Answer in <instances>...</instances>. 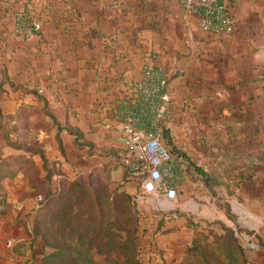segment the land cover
Listing matches in <instances>:
<instances>
[{
  "label": "crops",
  "instance_id": "1",
  "mask_svg": "<svg viewBox=\"0 0 264 264\" xmlns=\"http://www.w3.org/2000/svg\"><path fill=\"white\" fill-rule=\"evenodd\" d=\"M182 1L0 0V115L11 117L10 140L30 148L10 151L0 128V160L21 154L42 180L52 163L66 176L101 174L111 191L135 194L136 183L114 160L124 150L118 116L153 56L169 77L173 103L162 140L183 157L174 170L176 200L197 207L192 222L230 228L221 205L234 201L235 222L254 227L264 211V0H223L235 21L227 36L200 31ZM17 12L41 23L28 41L12 34ZM24 171L0 179V264L32 258L23 221L35 187ZM43 182L46 188L50 177ZM160 205L158 220L138 238L147 243L138 248L142 264H175L191 240L185 218ZM12 238L18 243L9 249Z\"/></svg>",
  "mask_w": 264,
  "mask_h": 264
},
{
  "label": "trees",
  "instance_id": "2",
  "mask_svg": "<svg viewBox=\"0 0 264 264\" xmlns=\"http://www.w3.org/2000/svg\"><path fill=\"white\" fill-rule=\"evenodd\" d=\"M124 104L121 113L118 112L120 121L128 112L142 106L140 100L131 95L126 96ZM140 118L146 124L147 114L140 115ZM163 136L168 139L167 129L163 128ZM24 148L25 151L30 149ZM21 158L0 160V179L12 177L16 170L24 168V161L20 163ZM258 160L264 163L263 155ZM45 179L49 181L47 175ZM89 181L101 183L104 191L96 193L80 181H71L72 188L60 194L51 205L50 221L46 220L44 232L40 235L50 251L33 264H142L137 245V219L133 206L128 204L129 194L119 190L108 192L107 185L99 175L89 177ZM73 187L78 189L73 192ZM49 194L48 191L43 196L45 202ZM33 231L35 235L40 233L36 225ZM191 243L181 264H246L232 231L228 229L223 238H217L213 243L201 245L194 238Z\"/></svg>",
  "mask_w": 264,
  "mask_h": 264
},
{
  "label": "built area",
  "instance_id": "3",
  "mask_svg": "<svg viewBox=\"0 0 264 264\" xmlns=\"http://www.w3.org/2000/svg\"><path fill=\"white\" fill-rule=\"evenodd\" d=\"M185 16H193L197 27L205 33L227 36L233 33L235 21L228 5L223 0H183ZM117 8L113 1L108 11ZM14 37L28 41L41 30L39 20H32L23 12L13 15ZM183 73L179 69L178 74ZM259 79L264 84V64L259 70ZM129 95L139 99L140 109L128 112L120 123L124 150L117 153L114 160L125 170L141 192L154 195L169 204L176 200L174 170L178 164L182 168L183 157L172 154L162 140L165 123L172 115V97L167 73L156 63L153 56L145 59L141 66V77L128 87ZM146 124L140 115H146ZM148 124V126H146ZM264 187V180H263ZM257 224L245 231H233L241 248L247 252H258L264 248V211L256 217ZM13 241H7L6 247L12 249Z\"/></svg>",
  "mask_w": 264,
  "mask_h": 264
},
{
  "label": "rangeland",
  "instance_id": "4",
  "mask_svg": "<svg viewBox=\"0 0 264 264\" xmlns=\"http://www.w3.org/2000/svg\"><path fill=\"white\" fill-rule=\"evenodd\" d=\"M7 120H11L10 116H2L0 115V128L3 132V138H4V142L6 144V146H8L9 150H24L26 147L27 148V144H26V140H22V142H17V141H11L9 134H8V130H10L11 128L8 127L6 128V124H7ZM25 151V150H24ZM19 159L23 156H21V154H9L7 156V158L4 159H11V158H15ZM25 158V157H24ZM21 158L22 161H20V163H23V167L25 169V173H23L24 175H27L28 178H31L33 180V187H35L34 189V205L31 211L27 212V214L24 217V221H23V225L25 227V233H27L28 236V242L27 245L29 246V250L33 251L32 252V256L33 258L31 259V261L25 263V264H33L35 263V261L37 260V258H40L42 255L48 253L50 251L49 247H45L44 245V241L43 239H41V236L44 232V226L47 224L46 220L49 222L50 221V210L53 209L51 205H53L57 200V197L59 198L60 194L64 193V192H68L70 188H72V186H70V182L71 181H80L82 183H84L88 189H90L91 191H94L96 193H101L104 191V185H102L101 183H92L89 181V177L84 176V175H80L79 173H73L70 174L69 176L63 175V173H61L60 168L58 167V165H55L54 163H52V165H50V174L49 177L51 179V182L48 184L47 187H49L47 190L44 187V181H46V179L44 178L43 180L39 178V169L37 167H35V165L30 162V160H28V158ZM29 167V168H26ZM93 177L95 178L96 175H93ZM99 178H102V175L99 174ZM4 179V178H2ZM1 179V181H2ZM103 180V178H102ZM108 188V187H107ZM136 192L133 195H129L130 196V202L128 203L130 206H133V210H134V215L137 219V230H136V234H137V245L138 248H143L146 246V242H142L144 239H139V236L141 235L142 232H146L148 230L149 225H151L150 223H153V221H157V215L161 213V210H159V205L162 204L163 202L155 197L153 194L152 195H147L141 192V190L139 191V186L136 184ZM78 188L73 187V192L76 191ZM108 192L112 193L113 191H111L109 188L107 189ZM50 192L49 196L46 197V202L45 200H43V196L45 195V193ZM101 195V194H100ZM139 198L140 204L137 207V204L135 202V200ZM186 202L185 197L180 196L179 199L176 200V202L173 204L174 206H171L170 204H164L166 205L168 208H170V210L168 211V214H172L174 213L175 215H179L180 217H184L186 220V225H188V234L192 233L191 236V240L194 239H198L199 243L201 245L204 244H208V243H213L214 241H216L217 238H223L224 235L226 234V229L232 231L236 230V231H246L247 229L245 228V221L246 219L243 218V224L242 225H238L234 219H236L235 215H234V208L231 204H236L234 203H226L223 206L221 205V208L224 210L226 217L228 220H233L234 222V226H232L231 228L226 226L224 223H222L221 221L218 220H213V221H199L197 220L195 223L192 222L193 217L196 218V216H198L199 211L197 210V207L195 206H184V203ZM163 204L160 206L165 207ZM259 217V216H257ZM36 225V227L39 228V235H35L34 231H33V227ZM41 235V236H40ZM234 239L236 240L237 245L240 247L246 264H264V248H262L260 251L258 252H247L245 250H243L238 242V240L235 238L234 234H233ZM191 240L189 242V244L187 245V247L182 251V255L180 257V259L178 261H176L175 264H181V262L183 261V257L186 255V253L188 252V250L191 248L192 243ZM10 241L15 242L14 245H16V243H18L17 240H15V238L10 239ZM146 241V240H144ZM163 243H167V239H163ZM25 246H19L18 248H16V251H22ZM15 251V250H14ZM16 264H22L21 262H17Z\"/></svg>",
  "mask_w": 264,
  "mask_h": 264
}]
</instances>
